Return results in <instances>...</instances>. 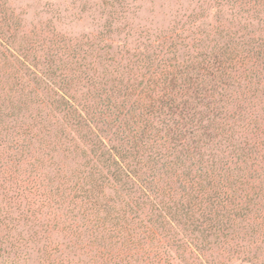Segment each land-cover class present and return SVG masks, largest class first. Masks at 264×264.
I'll return each instance as SVG.
<instances>
[{"label": "trees", "instance_id": "16d2710c", "mask_svg": "<svg viewBox=\"0 0 264 264\" xmlns=\"http://www.w3.org/2000/svg\"><path fill=\"white\" fill-rule=\"evenodd\" d=\"M227 3L258 30L54 71L0 0V264H264V0Z\"/></svg>", "mask_w": 264, "mask_h": 264}, {"label": "rangeland", "instance_id": "374dc122", "mask_svg": "<svg viewBox=\"0 0 264 264\" xmlns=\"http://www.w3.org/2000/svg\"><path fill=\"white\" fill-rule=\"evenodd\" d=\"M4 1L14 12L21 31L15 33L16 45L28 51L26 56L17 53L26 63H30L27 59L45 58L46 54L50 58L56 56L60 63L56 62L54 71H78L80 51L88 50V47H92V54H97L102 60L117 57L122 61L121 65H125V58L142 52L138 48L152 44L153 40L172 37L179 42L195 37L198 26L199 30H206L214 23L213 16L217 11H221L223 21L233 25L234 30H242L246 26L242 34L258 30L256 24L249 20L252 15L240 16L251 6L238 7L239 3L231 5L228 0ZM101 66L109 71L115 68L113 62H104ZM72 89L79 90L76 97L80 100V84L74 83ZM48 115L44 119L45 125L52 129L51 135H55L57 130H54L52 117L59 116H53L51 112ZM62 237L57 232L50 235L52 242L63 243ZM63 245H68L72 253H78L71 242ZM68 253L64 251V255L72 259V253Z\"/></svg>", "mask_w": 264, "mask_h": 264}]
</instances>
